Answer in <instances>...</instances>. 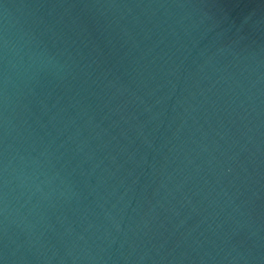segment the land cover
Listing matches in <instances>:
<instances>
[{"label":"water","instance_id":"1","mask_svg":"<svg viewBox=\"0 0 264 264\" xmlns=\"http://www.w3.org/2000/svg\"><path fill=\"white\" fill-rule=\"evenodd\" d=\"M0 264H264V0H0Z\"/></svg>","mask_w":264,"mask_h":264}]
</instances>
